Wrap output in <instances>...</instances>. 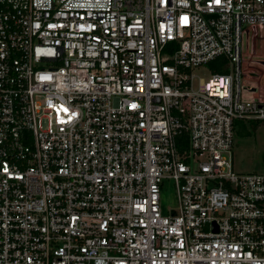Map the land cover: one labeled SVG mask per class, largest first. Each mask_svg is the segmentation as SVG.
<instances>
[{
    "label": "built area",
    "instance_id": "obj_1",
    "mask_svg": "<svg viewBox=\"0 0 264 264\" xmlns=\"http://www.w3.org/2000/svg\"><path fill=\"white\" fill-rule=\"evenodd\" d=\"M256 40L264 0H0V264H264Z\"/></svg>",
    "mask_w": 264,
    "mask_h": 264
},
{
    "label": "rangeland",
    "instance_id": "obj_2",
    "mask_svg": "<svg viewBox=\"0 0 264 264\" xmlns=\"http://www.w3.org/2000/svg\"><path fill=\"white\" fill-rule=\"evenodd\" d=\"M254 42L250 45V50L246 48L244 51L247 58L243 62V69L251 71L245 80L256 88L258 87L256 91L261 90L260 93L264 94V66L260 64L264 60V41L256 40ZM194 73L207 78L210 75V67L204 65ZM245 124L248 127V134L235 135L234 167L240 172L264 173V120H249ZM161 197L163 213H168L169 209L177 206L174 186L171 181L164 183Z\"/></svg>",
    "mask_w": 264,
    "mask_h": 264
},
{
    "label": "trees",
    "instance_id": "obj_3",
    "mask_svg": "<svg viewBox=\"0 0 264 264\" xmlns=\"http://www.w3.org/2000/svg\"><path fill=\"white\" fill-rule=\"evenodd\" d=\"M217 71L221 72L222 70H220V68H217ZM237 127L238 129H236V134L241 135V136L248 134V127L245 124V122H241V121L238 122Z\"/></svg>",
    "mask_w": 264,
    "mask_h": 264
}]
</instances>
